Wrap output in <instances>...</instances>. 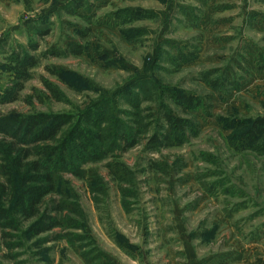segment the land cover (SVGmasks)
Here are the masks:
<instances>
[{"label": "rangeland", "instance_id": "obj_1", "mask_svg": "<svg viewBox=\"0 0 264 264\" xmlns=\"http://www.w3.org/2000/svg\"><path fill=\"white\" fill-rule=\"evenodd\" d=\"M67 1L0 0V95L13 80L6 66L16 53L83 49L42 59L18 99L0 104V116L69 115L63 132L79 121L89 144L95 129L82 119L89 110L91 122L110 130L113 119L150 129L125 152L76 161L83 179L60 172L58 193L37 208L62 225L32 236L34 220L12 215L13 228L0 226V264H229L243 248H264V156L234 152L228 138L236 130L225 127L264 118V0H85L74 15L59 10ZM166 88L197 97L201 107L183 112ZM161 103L197 131L181 146L148 151ZM115 162L130 175L114 177ZM4 164L0 156L2 172ZM53 202L63 203L62 214ZM0 203L8 208L5 198Z\"/></svg>", "mask_w": 264, "mask_h": 264}, {"label": "trees", "instance_id": "obj_2", "mask_svg": "<svg viewBox=\"0 0 264 264\" xmlns=\"http://www.w3.org/2000/svg\"><path fill=\"white\" fill-rule=\"evenodd\" d=\"M85 0H68L59 10L68 15H74L77 10L85 8ZM126 11L119 12L125 13ZM119 13H116L115 16ZM132 15V19H143L144 14L126 12ZM48 31H36L34 34L43 37ZM81 39L87 34L77 33ZM32 42H29V44ZM29 50L36 52L38 45L30 44ZM83 52L81 44H68L62 50L52 48L38 56H32L27 52L16 53L6 66L12 73L13 80L0 95V104L11 103L18 99L19 93L24 89V83L31 76V69L36 67L42 59L48 57H65L68 55L80 56ZM264 61V60H263ZM261 70H264V62ZM48 71L59 75L54 69ZM43 85L54 95L57 91L48 82ZM217 87L216 82L210 85ZM142 88H145L143 85ZM150 87L145 90L149 93ZM173 91V92H171ZM163 93L173 99L183 112H194L201 107L200 100L194 96H186L177 90L164 89ZM166 97V96H165ZM132 98V97H131ZM103 99L101 103H107ZM134 101V99H133ZM137 103H134L136 105ZM161 122L156 121L153 131L148 134L145 141V149L158 151L162 148L181 146L186 142V134L194 135L197 126L191 120L174 116L164 103L160 104ZM102 106L100 105L99 118H103ZM139 116V113L135 114ZM96 114L90 110L83 114V120L94 127L92 133V144L85 142L81 122L76 121L66 131L63 129L69 125L74 118L69 115H49L37 113L30 116L4 115L0 116V156L5 164L1 166L6 181L0 182V199L5 198L8 208L0 203V226L3 229L13 228L12 215H20L24 219L34 221L28 228L32 236H38L48 232L54 227L62 225L56 217L48 214L45 209L37 208L43 198L49 194L58 193L57 186L62 181L60 172L72 173L74 176L84 178V172L77 165L84 160L98 161L108 155H114L115 150L125 152L138 144V137L147 133L150 126H142L139 120H134L135 128L127 126L123 122L112 120L111 130L106 128L108 122H91L95 120ZM139 118V117H138ZM227 129H235L233 136L228 138L229 148L234 152L245 150L257 155L264 156V118L259 117L252 120L225 122ZM110 131V132H107ZM9 141V142H8ZM76 143V145H74ZM73 151L75 153H73ZM72 155V156H71ZM119 168H115L118 167ZM111 174L118 180L130 175L125 165L115 162L110 165ZM122 175V176H119ZM91 181V180H90ZM67 204L65 203V207ZM53 211L62 214L64 209L62 202H53ZM12 221V222H11ZM4 237L8 234L3 232ZM13 247V246H12Z\"/></svg>", "mask_w": 264, "mask_h": 264}, {"label": "crops", "instance_id": "obj_3", "mask_svg": "<svg viewBox=\"0 0 264 264\" xmlns=\"http://www.w3.org/2000/svg\"><path fill=\"white\" fill-rule=\"evenodd\" d=\"M229 264H264V248L253 246L243 248Z\"/></svg>", "mask_w": 264, "mask_h": 264}]
</instances>
